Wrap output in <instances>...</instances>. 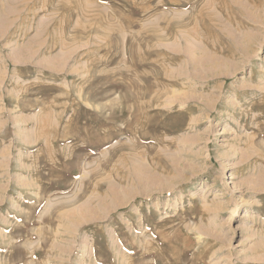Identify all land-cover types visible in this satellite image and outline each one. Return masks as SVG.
I'll return each instance as SVG.
<instances>
[{
	"label": "rangeland",
	"instance_id": "obj_1",
	"mask_svg": "<svg viewBox=\"0 0 264 264\" xmlns=\"http://www.w3.org/2000/svg\"><path fill=\"white\" fill-rule=\"evenodd\" d=\"M0 264H264V0H0Z\"/></svg>",
	"mask_w": 264,
	"mask_h": 264
},
{
	"label": "bare ground",
	"instance_id": "obj_2",
	"mask_svg": "<svg viewBox=\"0 0 264 264\" xmlns=\"http://www.w3.org/2000/svg\"><path fill=\"white\" fill-rule=\"evenodd\" d=\"M133 159H134V158H133ZM134 161H135V159H134L132 162H134ZM133 167H134V169H133V170H131V172H132V173L136 172V170H137V169L135 168V166H134V165H133ZM137 171H138V170H137ZM136 173H137V172H136ZM136 175H138V173H137Z\"/></svg>",
	"mask_w": 264,
	"mask_h": 264
}]
</instances>
